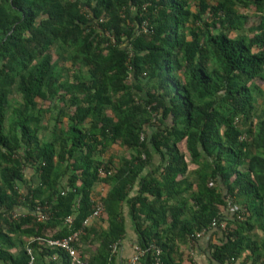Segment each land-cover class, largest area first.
Segmentation results:
<instances>
[{"label": "trees", "instance_id": "16d2710c", "mask_svg": "<svg viewBox=\"0 0 264 264\" xmlns=\"http://www.w3.org/2000/svg\"><path fill=\"white\" fill-rule=\"evenodd\" d=\"M263 83L264 0H0V264H71L36 239L80 228L99 183L88 264H118L127 221L162 264L202 231L220 235L210 264H264Z\"/></svg>", "mask_w": 264, "mask_h": 264}, {"label": "built area", "instance_id": "2783aa9c", "mask_svg": "<svg viewBox=\"0 0 264 264\" xmlns=\"http://www.w3.org/2000/svg\"><path fill=\"white\" fill-rule=\"evenodd\" d=\"M99 175L105 176V171L100 168L98 170ZM110 174V173H108ZM103 197V196H102ZM98 195H94L92 197V212L90 216L83 222V224L73 233L67 235L66 237L59 238V239H36L37 242L42 244L45 247H48L50 249H57L60 250L68 255V257L71 260V264H88V262L85 259L84 256V246L80 245V239L87 235V229L89 226H91L93 223H96L97 221H100L104 216V207L101 202V198ZM46 208L36 207L32 212L30 213V216L36 221V222H44L49 218V213L47 211H44ZM27 213L25 208L17 207L12 213V218L16 219L20 216H24ZM73 223L72 217H67L64 221V225L66 227H70ZM215 222L211 224V226H215ZM223 227V224L222 226ZM205 235V231H202L197 236L202 237ZM118 248V245L115 244L112 247V251L116 252ZM30 255V262L29 264H33V257L31 254L30 249L27 250ZM147 251H151L152 253V261L153 264H162L161 261V250L154 244H151L148 249H142L140 246L135 245L133 247V255L129 262L127 264H139V261L142 256Z\"/></svg>", "mask_w": 264, "mask_h": 264}, {"label": "crops", "instance_id": "0c3cea01", "mask_svg": "<svg viewBox=\"0 0 264 264\" xmlns=\"http://www.w3.org/2000/svg\"><path fill=\"white\" fill-rule=\"evenodd\" d=\"M26 177L30 178L32 175L31 170H25ZM101 184V183H100ZM96 188V187H95ZM225 210L223 209L222 212ZM95 227L96 223H93ZM107 227V226H106ZM126 235L119 243L117 248V263L127 264L133 255V247L136 245V237L131 228L130 222L127 221ZM219 234V233H218ZM217 237L211 231L206 233L196 243L181 245L178 249V255L176 261L180 264H210L208 262L207 245L208 243L218 244ZM235 264H251L250 261L239 260Z\"/></svg>", "mask_w": 264, "mask_h": 264}, {"label": "rangeland", "instance_id": "374dc122", "mask_svg": "<svg viewBox=\"0 0 264 264\" xmlns=\"http://www.w3.org/2000/svg\"><path fill=\"white\" fill-rule=\"evenodd\" d=\"M240 11L243 12V13L246 12L252 18L255 17V14L252 11H245L244 12V10H242V9ZM65 68H66V71H67L65 74L66 75H69V73L72 72L70 63H66L65 64ZM128 82H129V84H132L130 78L128 79ZM262 88L264 89V83L262 84ZM136 95L139 97V99H142V100L145 99V96H144V93L143 92L142 93L138 92V93H136ZM11 101H20V99H19L18 95L13 94L11 96ZM38 102L41 104V106L44 109L51 110L50 114H46L45 115V119L42 122V127H45L47 129H45L44 131H42L41 134H40V136H41L42 139L45 138V139H48L49 140L51 138L52 133H53V128H54V124H55V121L53 120L52 116H53V113L55 115V113L57 112V109L52 108V105L49 102H42L41 100H38ZM60 107H61V105L59 106V108ZM262 108H263V99H259L257 101V110L259 111V113L261 112V109ZM60 122H61V124H60L59 128L66 127L67 118L66 117H62V119L60 120ZM181 149L183 150V144H182ZM110 151H111L110 152L111 155L115 159V162H117V158L119 156L125 155L122 152V150L119 147H117V146H112L111 149H110ZM95 187L96 188H94V192H95L96 195H98L100 197L104 196L107 193V191H108V187L105 186L102 183L101 184L100 183L97 184ZM96 225H97L96 226V229H106L107 224L105 222L104 217L100 221H97L96 222ZM96 247H97V242L94 241V242L90 243L89 245L84 246V250H87L90 253H93L95 251Z\"/></svg>", "mask_w": 264, "mask_h": 264}]
</instances>
